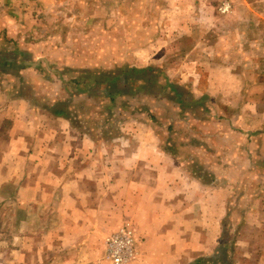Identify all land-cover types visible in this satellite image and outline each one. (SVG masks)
I'll return each mask as SVG.
<instances>
[{"label":"rangeland","instance_id":"obj_1","mask_svg":"<svg viewBox=\"0 0 264 264\" xmlns=\"http://www.w3.org/2000/svg\"><path fill=\"white\" fill-rule=\"evenodd\" d=\"M0 51V73L13 72L3 87L64 98L54 110L71 104L81 111L75 123L99 126L111 150L101 167L117 166L141 137L156 139L176 158L178 182L223 187L224 248L204 264H264V209L246 223L253 201L264 202V0H0ZM127 65L148 69L146 86L113 82ZM5 198L0 264H111L106 243L123 227L105 215L115 209H67L60 225L59 209L34 207L14 223ZM254 230L256 243L246 239Z\"/></svg>","mask_w":264,"mask_h":264},{"label":"crops","instance_id":"obj_2","mask_svg":"<svg viewBox=\"0 0 264 264\" xmlns=\"http://www.w3.org/2000/svg\"><path fill=\"white\" fill-rule=\"evenodd\" d=\"M31 51L24 52L32 55ZM139 68L120 66L118 76L114 74L111 78L118 85L131 88L146 86L148 69ZM129 73L138 76L131 78ZM2 76L12 80L13 72L0 73V193L6 194L4 202L15 213L14 223L20 221V209L53 206L59 209L58 223L63 225L67 209H76L77 213L81 208L107 207L115 211L105 215V223L114 216L117 225L133 233L135 256L127 264H204L219 257L224 248L223 224L228 212L220 184H205L189 176L178 182L176 158L163 155L160 141H146L141 136L134 142V152L115 159L117 166L101 167L99 160L105 163L104 155H111L110 146H106L105 136L96 131L99 126L93 122L75 123L82 118L80 108L70 104L66 110L68 117L56 116L53 112L56 104H65L66 99L55 103L36 101L27 94V85L15 82L10 89L3 87ZM30 76L20 73L21 78ZM87 93L89 97L93 95L90 89ZM109 95L111 100L117 95L119 101L128 94L109 92ZM84 126L85 132L80 130ZM226 137L215 136L210 140H227ZM214 150L221 151L220 147ZM262 201H253L246 223L249 216L254 217L258 210L264 209ZM101 219L104 221V216ZM250 232L253 235L246 239L256 243L259 239L256 230ZM58 240L60 243L62 239Z\"/></svg>","mask_w":264,"mask_h":264},{"label":"built area","instance_id":"obj_3","mask_svg":"<svg viewBox=\"0 0 264 264\" xmlns=\"http://www.w3.org/2000/svg\"><path fill=\"white\" fill-rule=\"evenodd\" d=\"M135 240L129 228H123L106 243V258L111 264H127L135 256Z\"/></svg>","mask_w":264,"mask_h":264},{"label":"trees","instance_id":"obj_4","mask_svg":"<svg viewBox=\"0 0 264 264\" xmlns=\"http://www.w3.org/2000/svg\"><path fill=\"white\" fill-rule=\"evenodd\" d=\"M8 63H11V62H8ZM131 71L132 72H136V73L140 72V70H133V69H131ZM53 112H54V114L56 116L68 117V113L67 112L57 111V110H53Z\"/></svg>","mask_w":264,"mask_h":264}]
</instances>
